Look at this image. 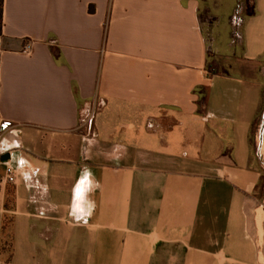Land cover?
<instances>
[{
    "label": "crops",
    "instance_id": "crops-1",
    "mask_svg": "<svg viewBox=\"0 0 264 264\" xmlns=\"http://www.w3.org/2000/svg\"><path fill=\"white\" fill-rule=\"evenodd\" d=\"M255 9L5 0L0 264H264Z\"/></svg>",
    "mask_w": 264,
    "mask_h": 264
},
{
    "label": "trees",
    "instance_id": "trees-1",
    "mask_svg": "<svg viewBox=\"0 0 264 264\" xmlns=\"http://www.w3.org/2000/svg\"><path fill=\"white\" fill-rule=\"evenodd\" d=\"M4 3L5 0H0V36L3 35L4 29ZM256 13L255 0H245V16L251 17ZM209 70L213 74L217 73V70H213L209 67Z\"/></svg>",
    "mask_w": 264,
    "mask_h": 264
},
{
    "label": "built area",
    "instance_id": "built-area-1",
    "mask_svg": "<svg viewBox=\"0 0 264 264\" xmlns=\"http://www.w3.org/2000/svg\"><path fill=\"white\" fill-rule=\"evenodd\" d=\"M27 50H30V47H27ZM264 131V130H263ZM260 133L258 139H257V146H258V151L263 152L264 150V133ZM263 148V149H262ZM4 179L9 183V184H16L18 176L16 170L12 166H8L6 169V174Z\"/></svg>",
    "mask_w": 264,
    "mask_h": 264
},
{
    "label": "water",
    "instance_id": "water-1",
    "mask_svg": "<svg viewBox=\"0 0 264 264\" xmlns=\"http://www.w3.org/2000/svg\"><path fill=\"white\" fill-rule=\"evenodd\" d=\"M9 160V155H6L4 157H2L1 161L2 162H7Z\"/></svg>",
    "mask_w": 264,
    "mask_h": 264
},
{
    "label": "rangeland",
    "instance_id": "rangeland-1",
    "mask_svg": "<svg viewBox=\"0 0 264 264\" xmlns=\"http://www.w3.org/2000/svg\"><path fill=\"white\" fill-rule=\"evenodd\" d=\"M211 69H214L213 67L210 66Z\"/></svg>",
    "mask_w": 264,
    "mask_h": 264
}]
</instances>
